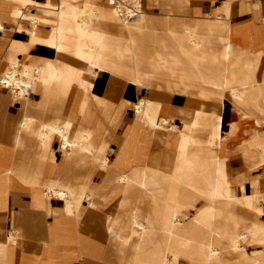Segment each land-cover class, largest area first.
<instances>
[{"label":"crops","instance_id":"1","mask_svg":"<svg viewBox=\"0 0 264 264\" xmlns=\"http://www.w3.org/2000/svg\"><path fill=\"white\" fill-rule=\"evenodd\" d=\"M195 1L197 2L198 0ZM253 2L249 4L248 0H204L198 4L200 14L202 15L201 17L205 16L206 13L218 12L216 19L211 20L210 23L212 25L214 24L211 27L222 42V50L226 38H230L229 58L226 61V68L223 71V85L222 87L209 86V88L220 92L221 99H217L216 103L215 101H210L209 96H201L196 90H190L192 94H186L159 87H141L139 92L134 89L129 94L127 87L118 80V83L124 86L125 91L129 95L121 97L123 106L130 101L133 106L138 96L143 97L145 102H147L142 112L138 115L135 114L136 117H139L148 110H153L151 115L160 114L161 122L164 116L168 118L173 117L171 123L189 124L191 122L188 118L181 120V115L179 117L177 112H175L177 109L182 108L183 110L192 111L201 107L203 110H208L212 106L217 111L215 125L221 119L222 132L225 135H222L220 145H217V151H220V154L223 156H229L230 166L233 169H238L234 179L243 182H228V188L231 190L229 192L230 194L232 193L231 196L233 197H242L248 193L257 194L259 191L264 192V190H261L264 186V178L262 177L264 175V166H261L264 163V118L254 114L257 108L262 110L258 105L259 102H264V89L258 77H256L257 66L249 70L248 75L238 74L236 66L238 62L256 64V60L264 56V51L260 53L261 48H264V40H262V38L264 39V24L256 18L249 19L251 10L255 9V13H259L264 3L262 0H253ZM14 3L24 4V13L37 14L36 16H41L45 20L38 24L36 29L37 35H34V25L25 24L22 16H13L15 13ZM161 3L163 7L160 6L161 8L159 9L164 12L159 13L157 17H155L157 13L152 14L148 11L151 5L147 4L146 21L151 22V25L140 31L142 46H145V43H149L153 49H161L162 44L160 38L164 36L172 43L175 53H177V47L186 44L187 36L184 32L190 30L186 29V27L192 28L194 26L193 0H167ZM62 4L60 0H0V51L3 52V56L19 64H43L46 60H49L51 63H58L57 58L55 59L56 52L52 47L51 40L53 25L47 21L54 18V12H56V20L60 19L59 9L64 6ZM76 5L77 7H81L82 1L77 0ZM76 5H73L75 7L73 9L78 12L79 10L76 9ZM47 11L49 12L47 13ZM174 12H179L180 20L176 19ZM211 16L214 17L215 15ZM18 20L20 21L21 30L19 27L17 28L18 24L16 23ZM95 22L99 27L110 31L111 39L114 38L117 29L116 20L98 17ZM207 25L209 24L203 23V26ZM146 36L149 37L146 38ZM77 44L78 38L76 33H69L65 43L62 45V48H67L66 51L63 49L58 52V54L60 53V68L58 67L60 69V76L57 79L47 81L46 85H44V82L35 81L32 88H29L28 92H25L22 96L0 86V264H81L82 258L85 257L101 258L99 255L105 253V247L99 245L97 233L93 234L94 230L100 226L104 229L106 234L104 236L107 238L108 245L115 241H119L124 245L132 237V229L129 232L130 236H126L120 230L122 221H128L126 212L123 211L124 215L117 218L114 217L113 214L115 212L112 209L107 210L108 206L115 207L122 198L123 193H120L122 190L121 187L106 188L105 194L107 196L104 200H102L100 195L94 193L93 202L96 205V210L77 208L79 205L72 208L70 204V199L74 200L71 196L79 189L83 183V179H85V175L92 176L90 182L92 189H95L100 184V181L104 180L105 173L97 169L95 165H90L92 152L89 148H83V154L77 164L66 166L62 152L67 148L64 150L59 148L60 140L57 138L56 133H53L52 151H49L47 148L42 149V146L39 148V140L34 135L35 131L43 126H48V128L52 126L60 129V117L62 120H66L67 118L73 120L74 127L78 123V101H71L69 98L70 96L83 94L73 87V81L77 79L79 63L83 62L82 60L87 55L76 53ZM111 46H108L109 54L104 57L109 59L111 63L117 64L118 61L113 54V48ZM22 49L26 53H19L17 55V52ZM7 59L2 61L4 62V66L0 69V78L8 71L9 62ZM135 60L142 61L141 65L143 67L141 71H148L149 63L155 61L146 62L144 56L141 60L139 56L127 52L123 56L122 63H124L127 69L129 67L128 63ZM156 63H158L157 60ZM49 68L46 70L48 74L51 72ZM131 71L129 70L128 74ZM262 72L263 77L261 81L264 83V62L262 64ZM97 74L104 80L116 81L111 78L112 75L110 77L109 75L108 77H103L101 72ZM66 79L73 80L70 84L65 81ZM59 80L60 85H58ZM102 83L96 84L93 88L92 98L98 104H95L96 107L106 106L109 103V95L112 94L107 84L103 86ZM54 84H56V87H54ZM250 84H254V87L249 90L251 91V97L244 99L241 97V86L245 87ZM255 85L257 86L255 87ZM65 86L72 87L71 89H67ZM98 87L101 88V91H103L106 97L104 104H99L94 99ZM65 89L69 90L68 97H64L67 93L64 91ZM146 92L159 93L160 97L157 99L148 98L144 96ZM30 94L32 100H38L41 94L45 95V106L38 108L37 106L30 105L27 108V101ZM57 94H60V100L58 103H55ZM193 94L197 96H193ZM49 100H52V102L49 103ZM148 101L163 104L162 109L159 104L150 107ZM27 111L30 115L34 114L33 116L37 118L31 119V122H28L25 115ZM129 116L132 115L129 114ZM140 120L146 121L147 118L144 117ZM140 120L125 119L121 121L114 132V136L118 137L119 140L114 137L109 139L110 124L105 119H99L94 123L91 137L94 136V131L99 122L105 124L104 132L108 130L107 133L101 136L102 138L100 137L101 139L99 138L95 142L96 144L93 143L92 138H90L88 144L96 147L104 139L108 141L109 147L106 156L112 160L111 167L114 172L126 173L133 167H142L150 163L154 145L159 144L160 138L151 136ZM231 123H236L234 127L237 130L228 137L227 142L220 148L221 142L226 137V131H229ZM176 126L171 124L172 129L170 132L173 134H170L168 137V145L170 148L176 146ZM154 127L160 131L159 127L162 126L158 127L157 124H154ZM60 131L66 132L71 145V130L61 128ZM160 133L158 132L157 135L160 136ZM215 142H217L216 139ZM240 149L247 153L245 161L242 156L233 155V153H238ZM85 154L88 156L87 163L80 165L81 159ZM254 159L256 161H253ZM169 163L170 169L174 167V170H179L182 173L181 175L185 176L189 187L192 188L199 185L211 196V189H208L203 183L204 179L212 178L210 176L211 173L202 164L191 159L185 160V158L176 159V161L172 162L170 160ZM189 164L195 166V179L191 175ZM158 173L164 175L169 172L164 173L159 169ZM70 177L72 178L70 179ZM75 183L79 184L77 185L78 188H75V192L74 190L70 192L69 187ZM249 185L251 188L246 187H249ZM50 190H64L67 191V194L64 197H56L50 195ZM69 196V199L65 198ZM188 196L190 199L193 198L199 201L200 208H204V204H201L203 202L202 200H199L190 193H186L183 198L178 199L180 204L185 207L183 209L184 213L188 214L193 210V208L187 205L186 201ZM211 198L214 206L225 202L227 204H235L239 208V211H234L230 215L223 216V224L228 223L226 224L227 226L222 224V228L224 229V226L227 229L231 228L236 233L235 240H232L237 243L234 247H243L246 249L251 241L241 242L239 238L241 234H249V231L242 230L241 232V230H236L226 220V217L233 216L236 212L233 216L234 218L245 217L246 220L247 216H249L250 218L248 217L246 221H250V219L254 222L261 221L264 217L263 210L258 213V207L263 206L261 198L257 197L255 209L246 208L237 200L227 201L225 197L216 200L212 196ZM69 205L70 207H68ZM85 205L86 201L82 203L83 207ZM159 205L161 206L160 200ZM138 207H136L137 209L134 211L132 219L134 220L144 215L146 217V224L143 225L149 229L160 231L157 233L158 240L164 237L168 241L170 234H177L182 231V229L179 231L177 225L180 222V216L178 215L176 220H172L173 211L167 220V225L170 228L168 227V229L162 230L159 227V220L142 213L144 211ZM176 207V204H174L173 208L175 213H177ZM214 212L218 213L217 216L213 215V219L215 220L221 213L217 210ZM228 225L230 226L229 228ZM164 231H169V235L167 236ZM136 232L138 234L136 233L137 236L134 238V249L136 248V243H141L140 239H142L138 229ZM99 235L102 237V234ZM167 241L165 248L167 247ZM260 252L264 256V247ZM163 254L160 257L161 263ZM128 258H125L126 260L123 259V262L121 261L117 264H127ZM242 262L246 263V259L243 258ZM262 263L264 264V259Z\"/></svg>","mask_w":264,"mask_h":264},{"label":"rangeland","instance_id":"2","mask_svg":"<svg viewBox=\"0 0 264 264\" xmlns=\"http://www.w3.org/2000/svg\"><path fill=\"white\" fill-rule=\"evenodd\" d=\"M133 1L134 0H118V5L122 6V8L124 7L130 9L133 6ZM202 1L204 0H198L197 3L199 4ZM262 1L264 3V0ZM97 3L100 5H107V0H97ZM250 3H254L253 0H250L249 4ZM156 5L157 4L154 3L153 5H151V8L148 9V11L152 14L157 13L155 17H157L159 13L164 12L159 9ZM82 6H84L83 3ZM81 7H77V9H80ZM174 15H176L175 17L177 20H180L181 17L179 12H174ZM201 16L202 15L200 14L198 5L196 11H194L193 13V21L204 20L203 18H201ZM125 17L126 22L130 24L134 23L138 19V16L131 17L129 14H126ZM252 18H256L259 22H262L264 24V6L261 7L259 13H255V9H252L249 14V19ZM16 24H18L17 28L19 27L21 29L19 20ZM215 40V43L212 44L211 47L201 46L202 51H200L198 55L201 56V58H199V60L201 61V69L209 71L211 70L208 73H204V76L208 77L209 79L221 82L223 80L222 70L225 65L223 61H221L222 59L220 58L221 55L219 48L221 46V41L220 39ZM262 40L264 39L262 38ZM263 49L264 48H261L260 53L264 51ZM178 50L179 47H177V53ZM22 51L23 53H26L25 50L22 49L17 52V55L19 53H22ZM206 52L208 54H206ZM76 53L81 55H87L83 60L80 59L83 62L79 63L77 79H74L73 81V87L83 94H79V96H70L69 98V100L71 101H78L77 115L79 120L76 127H74L73 120H70L68 118L66 120H62L60 117V129L64 128L66 130H71L70 140L72 141L71 145L67 147L65 151L62 152V155L66 161V166L77 164L79 158L83 154V148L88 147L89 150L92 152L90 165H95L97 169L103 171L105 173V177L104 180L100 181V184L95 189H92L90 184L92 176L85 175V179H83V183L80 185V188L76 191V194L71 196V198L74 200L70 199V204L72 205V208L77 207L73 206L76 203L75 205H79V207L77 208L80 209H95L96 205L93 202L94 193L100 195L102 200H104L107 196V194H105L106 188H112L116 186L121 187L122 190L120 193H123L122 198L115 205V207L108 206L107 210L112 209L115 212V214H113L114 217L117 218H120L121 215H124L123 211L126 212L128 224L132 229V237L127 241L126 244L123 245L119 241H115L112 244L110 243V245H108L107 238L104 236L106 235L104 229L102 228V226L97 227L96 230H94L93 234L97 233V236L99 237L98 243L100 246L105 247V253L99 255L101 258H82L81 264L120 263L123 259L133 254V251L135 250L133 248L134 238L137 236L136 231L138 229L136 223L146 224V217L144 215H141L140 217L134 220L132 219L133 212L137 209L136 207L139 206L138 208L144 211L142 213L151 216V218L159 220L160 229L165 230L169 227L167 225V220L171 212L174 211V204H176L177 207L175 209L177 211V214L180 216V222L177 223V225L179 231L181 229L182 231L177 234H170L167 241V247L165 248L166 254H163L162 264H263L262 261L264 259V256L260 252V250L263 248L261 245L253 243L251 241L249 242V245H247L246 249L243 247L236 248L231 245V241L236 236V233L233 232L231 228H222V224L224 222L223 216L228 215V213L232 214L234 211H239V208L235 204H227L225 202H221L218 205L214 206L210 194L207 193L201 186L196 185L192 188L189 187L185 180V176L181 175L182 173H180L179 170H174V167H172L171 169L169 168L170 160L172 162L176 161V159L179 160L181 158H185V160L191 159L193 161H198L206 170H211L212 168L217 167L220 168L219 175L217 174V179L221 182L222 185L224 184L225 178H227V181L231 183H234L235 181L243 183L241 180L234 179V176L238 172V169H233L230 166L229 156H223L220 154V151H217V144L215 142V121L217 117L216 110H213L212 108H208V110H203L201 107L192 111L184 109L191 123L177 124V131L175 134L177 137L176 146L174 148H170L167 143L169 135L173 134L170 132L171 123H169V125H161V115L155 114L154 116H152L151 114L153 110H148L141 114L139 117H136L134 107L131 105V101L128 104H125L124 106L121 103V97L128 95V93L125 91L124 86H122L121 83L118 82L104 80L100 78L99 74L97 73H91L90 62H92V59L89 53H86V50L76 48ZM263 58L264 56L260 59H257L256 64H250L248 62H238L236 66L238 74L241 75L249 73V70H252L253 67L257 66L256 77H258L261 86L264 89V83L261 81L263 77ZM154 59V55L150 54V57L145 59V61H153ZM57 60V65L60 68V53L57 57ZM2 61H4L3 52L0 51V69L4 66V62ZM43 64L47 68L52 66L49 60H46ZM23 66L24 65H21V67ZM219 73H221V75H219ZM186 76L192 80H200L199 75L195 72L191 73V75L188 73ZM162 78L170 79L171 81L176 82V79H179L180 77L178 76V74H176L174 76L164 75V77ZM72 80L73 79H66L65 81L71 84ZM148 81L149 80H144L141 84H139V87L137 89L138 92L141 87H153V81ZM100 82H103V86H106L107 84V87L112 94L109 95V103L106 106L104 105L101 107H96V103L92 98V91L95 85ZM54 85V87H56V84ZM58 85H60V80ZM256 86L257 85H255V87ZM71 87L65 86V88L67 89H71ZM253 87L254 84L246 85L245 87L241 86V97H243L244 99H249V97H251V91L249 90ZM176 89L177 90L175 92L192 94L190 93V91L181 92L179 88ZM205 90L207 91L206 93L207 96H209L210 101L216 102L217 99H221L220 92L218 90L211 89L209 87H206ZM64 91L67 92L64 97H68L69 90L65 89ZM195 95L193 94V96ZM144 96L151 99H157L160 97L159 93L151 92H146ZM59 100L60 94H57V100L55 103H58ZM17 101L19 102V100ZM50 102H52V100H49V103ZM148 102L150 103V107L155 104H159L150 101ZM258 106L262 110L257 108L254 111V114L261 118H264V102H259ZM41 107L42 106H39L38 108ZM129 114L132 116H129ZM144 117L147 118L146 121L140 120ZM99 119H105L106 122L110 124L109 139L114 137L117 140H119V138L114 136V132L121 121L125 119H135L138 121L140 120V122L143 123V125L146 127L151 136H157L158 138H160L159 144L157 143V145H154L150 163L142 167H133L126 173H121L119 171L114 172L113 168L111 167L112 160L106 156V152L109 147L108 141L104 139L101 144H98L96 147H92L88 144L92 135L93 125ZM154 124H157L158 127L162 126L159 127L161 132L160 136L157 135V132L154 134V130H158V128L154 127ZM234 125H236V123H231L229 131H226L227 135L224 140H222L220 148H222V145L227 142L228 137L237 130ZM233 155H240L245 161L247 153L240 149L238 153H233ZM253 161L256 160L254 159ZM261 166H264V163H262ZM159 169L162 170L164 173H169L164 175L159 174ZM224 173H227V176L222 175ZM262 177L264 178V175H262ZM71 178L72 177H70V179ZM246 187L251 188L250 185L249 187ZM261 190H264V186ZM186 193H190L193 196L197 197L199 200H202L203 202L201 204H204V208L196 209L197 211L193 209L188 214L184 213L183 209H185V207L180 204V201L178 199L183 198ZM262 193L263 191H259L256 194L257 197L261 198ZM65 198L69 199L70 196ZM159 200L161 201V206L159 205ZM84 201H86L85 207L82 206V203ZM133 203L136 205H134ZM216 210L220 211L221 215L220 217L214 220L213 215L215 213L214 211ZM262 210L263 206H259L258 213L262 212ZM258 223L264 224V220L258 221ZM220 229L221 231H219ZM98 233L102 234V237ZM209 246H211L214 250V253L211 255L210 258L208 251ZM243 258L246 259V263H241Z\"/></svg>","mask_w":264,"mask_h":264},{"label":"bare ground","instance_id":"3","mask_svg":"<svg viewBox=\"0 0 264 264\" xmlns=\"http://www.w3.org/2000/svg\"><path fill=\"white\" fill-rule=\"evenodd\" d=\"M81 1H82L84 6H82L80 9H78L79 11L76 12L73 9V8H75L73 5L74 4L76 5L77 0H60V2L63 3L62 5H64V6L60 7V9H59V14H60L59 20H56V18H55L56 12H54V13L51 12V13L55 14L54 18L51 19L50 21H47V22H50L53 25L52 39H51L53 46L52 45L51 46L53 47V49L56 52L55 59L58 57L59 51H61L63 49H64V51H66L67 48H64V47L62 48V45L65 43L67 35L69 33H76L77 38H78V44L76 47L86 50V53H89V55L91 56V59H92L91 60L92 62H90L91 73L101 72V75L103 77H108V75L110 77V75H112L111 78L114 81L116 80L117 82H119L118 80H120L121 83H123L127 87L129 94H131L134 91V89L137 90L139 87V84H141L144 80L153 81V87H161V88H165V89L170 90V91H176L177 90L176 88H179L181 92L196 90L203 97L207 96V93H206L207 91L205 90V87H209V86L210 87H222V85H223L222 82L224 80H222L221 82H218V81H215L213 79H209L208 77L204 76V73H208L211 70L209 71V70L201 69V67H200L201 61L199 60V58H201V56L198 55L200 53V51H202L201 46L211 47L212 44L215 43V41H216L215 39L219 40L218 36H216V34L214 33V31L211 27L214 24L212 25L210 23L211 20H214L217 17V15H215L214 17H212L211 15L218 14V13H216V12H211V14L206 13L205 16L201 17L204 20L193 21L194 26H192V28L186 27V29H190L189 31L184 32V33H186V36H187L186 44L184 46L179 47L178 53H175V50L173 48L172 43L169 42L168 39L164 36H161V38H160L161 44H162L161 49L156 48L154 50V49H152V47L150 46L149 43H145L146 45L142 46V41H141L142 38H141L140 31L143 28L151 25V22L149 23L146 21V10L148 8L147 4L153 5L154 3H156L158 8H161L160 7V6H162L161 2L167 1V0H134L133 6L130 9L124 8V7L122 8V6L118 5V0H107V5H100L97 3V0H81ZM197 4L198 3L195 0H193V6H192L193 7V13H194V11H196V8L198 6ZM13 5L15 7V13L13 14V16H18V17L22 16L25 24L34 25V27H35L34 35H37L36 29L38 27V24L40 22L45 21V20H43L41 18V16H36L37 14L32 15L28 12L24 13V11H23V9L25 8L24 4L14 3ZM76 9H77V7H76ZM48 12L49 11H47V13ZM126 14H129L131 17L132 16H138L137 21H135L134 23H131V24L127 23L126 17H125ZM98 17L105 18V19H113V20L117 21L116 34H115L113 39H111L110 31H107V30L99 27L96 24L95 21ZM233 22H231V23L233 24ZM203 23L204 24L208 23L209 25L203 26ZM0 25H1V23H0ZM176 28H181V27H176ZM147 37H149V36H146V38ZM221 45H222V42H221ZM108 46H111L113 48V54L118 61L117 64L111 63L109 61V59H106L104 57L105 55L109 54ZM219 49H220V55H221L220 58L222 59L221 61H223L224 65H225L223 67V70H222V71H224V69L226 68V61L229 58V49H230V38L229 37H227L225 40V43L223 45V50H222V46H220ZM127 52H131L132 54L139 56L141 58V60H142L143 56H144V59H147L148 57H150V54H153L155 57V59H154L155 61L149 63V66H148L149 70L148 71H141V68L143 66L141 65L142 61H140V60H138V61L135 60V61H132L131 63L129 62L128 68H131L129 70H132V71L130 74H128V71H129L128 68L126 69V67L124 66V63H122L123 56ZM22 53H23V51H22ZM206 54H208V53L206 52ZM15 55H16V53H15ZM3 59L5 61L7 59V57L3 56ZM156 60L158 63H156ZM7 61L9 62V64H8L9 68H8V71L4 75H2V77L0 78V86H1V88H6V89L11 90L12 92L18 93L20 96L25 94V92H28L29 88H32V85L35 81L44 82V85H46L47 81L52 80V79L55 80V79H57V77L60 76V69L58 68V65L56 62L51 63L52 66H51V68H49V70L51 72H50V74H48L46 72V70H48V69L44 64H32V65L26 64V63L19 64L18 62H15L9 58L7 59ZM95 61H96V63H95ZM206 63H207V61H206ZM21 65H24V66L21 67ZM180 72H181V75H180ZM193 72H195L199 75L200 80H192L186 76L188 73L191 75V73H193ZM176 74H178V76L180 77L179 79H176V82H173L170 79L162 78V77H164V75L174 76ZM94 99L99 104L105 103L106 97L104 96V93H103V91H101L100 87L97 88V90L95 92ZM27 103H28L27 108L30 105L31 106L34 105L37 107H39V106L44 107L45 106V95L41 94L40 98L38 100H32L31 94H30V97H29ZM145 103H147V102H145L144 98L143 97L141 98L140 96H138V99L134 101L133 107H134L136 115H138L142 112L143 108L145 107ZM160 107L162 109V105H160ZM211 108H212V106H211ZM212 109L214 110V108H212ZM33 112H35V111H33ZM160 112H161V110H160ZM177 114L181 115V117H182L181 120H185L186 118H188L187 113L183 109H177ZM25 115H26V119L28 120V122H31V119L37 118L36 116L35 117L33 116L34 114L30 115L28 111L26 112ZM172 119H173V117L168 118V117L163 116L161 125H167V124L169 125V123H171V121H173ZM177 123L178 122H173L171 124L173 126H176ZM263 124H264V122H263ZM96 127L97 128L94 131V136L91 137L93 140V143H95L104 133H107V130H108L107 129L104 132L105 124L103 122H99V124ZM215 127H216L215 139L217 141L216 143H217V145H220L222 135H224L222 132L223 130H222V120L221 119H219V121L216 123ZM171 129H170V131H171ZM252 131H253V129H252ZM156 132L158 134V132H160V131L154 130V134ZM53 133H56L57 138L60 140V144H59L60 149L64 150L70 145V142L67 138L66 132L60 131V129H56L52 126L49 128H48V126H45V127L43 126L39 129H37L34 133L35 137L38 138V140H39L38 141L39 142L38 147L40 148L42 146V149L47 148L49 151H52L51 150V147H52L51 144H52V139H53ZM79 135H81V134H79ZM77 141H78V139H77ZM167 145H168V143H167ZM256 145H258V144H256ZM93 147H95V146H93ZM257 148H259V147H257ZM86 151H88V150H86ZM87 159H88V156L86 154L83 155V158L81 159L80 165H85L87 163ZM189 166H190L189 169H190L191 175H192L193 179H195V173H196L195 168H194L195 166H193L191 164H189ZM219 170H220V168H218V167L212 168L211 170H208V171H210V173H211L210 176L213 178V180H212V178L209 177V179H204V181H203L204 185L208 189H211V191H212L211 196L215 200L218 198H221V197L227 198L226 199L227 201L228 200H230V201L237 200L239 203H241L246 208L255 209L256 205H257L256 204V194L255 193H248L242 197L231 196L232 193L230 194L231 190H229V188H228L227 178L224 179L223 185L217 179V177L219 175ZM222 175L227 176V173L226 174L224 173ZM77 185H79V184L75 183L73 185L71 184L70 187L68 186L70 189V192L72 190H74V192H75V188L77 187ZM237 186H239V185H237ZM240 191H242V190H240ZM49 193H50V195H54L56 197H64L67 194V191L50 190ZM189 199H190V197L188 196L187 201H186L188 206H190L191 208H193L195 210L200 208V202L199 201H197L193 198H191L190 200ZM261 200H262L263 212H264V192L261 194ZM80 201H78V202H80ZM241 204H239V205H241ZM68 207H70V205ZM67 214H68V211H67ZM217 214L218 213H214V216H217ZM235 214H236V212H235ZM172 216H173V218H172L173 221L178 218V214L175 213L174 211L172 213ZM233 216H227L226 217V220L231 223L233 228H235L236 230H241V232H242V230H245V231L248 230L249 231V234H247V235L241 234L239 241H241V242L252 241L253 243L259 244V245L264 247V224L254 222L253 220L251 221V219H250V221H246L249 216H247L246 220H245V217H243L244 218L243 219L241 217H235L234 218ZM253 218H255V217H253ZM261 220H264V217ZM118 224H120V223L118 222ZM136 224H137V228L139 231V235L142 236V239H140L141 243L140 242L136 243V248L133 251V254H131L129 256V258L127 260V264H162L160 257L165 250V243L167 240L164 237L161 238L160 240H158V237H157L158 234L157 233L160 231H158L156 229H149L145 225L140 224V223H136ZM120 230L126 236H130L129 232L131 231V227L128 224V221H126V220L122 221V223L120 225ZM219 231H221V229ZM227 231H229V230H227ZM169 233H170L169 231L165 232V234L167 236L169 235ZM219 239H221V238H219ZM158 241H159V243L157 244ZM231 245L236 246L237 243H235L234 241H231ZM178 247H180V246H178ZM184 248H186V247H184ZM208 248H209L208 251H209V258H210L211 255L214 253L213 252L214 250L211 246H209ZM248 257H250V256H248Z\"/></svg>","mask_w":264,"mask_h":264}]
</instances>
